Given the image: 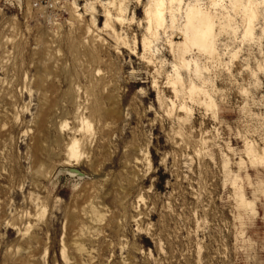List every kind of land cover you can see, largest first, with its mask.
Returning a JSON list of instances; mask_svg holds the SVG:
<instances>
[{"label": "rangeland", "instance_id": "obj_1", "mask_svg": "<svg viewBox=\"0 0 264 264\" xmlns=\"http://www.w3.org/2000/svg\"><path fill=\"white\" fill-rule=\"evenodd\" d=\"M110 2L0 0V264H264V0H181L150 52L147 0L128 49ZM195 5L214 51L184 65Z\"/></svg>", "mask_w": 264, "mask_h": 264}, {"label": "bare ground", "instance_id": "obj_2", "mask_svg": "<svg viewBox=\"0 0 264 264\" xmlns=\"http://www.w3.org/2000/svg\"><path fill=\"white\" fill-rule=\"evenodd\" d=\"M96 1L100 3L103 2V0H96ZM130 1L132 0H111V2L108 4V7L107 8L104 7L106 20L104 23L103 30L112 32L115 39L117 40L118 45H122V49H128L127 47H129V44L126 38H123L122 34L119 33L118 28H122L123 30L129 24L126 19V13L128 11V3ZM134 1L137 2L138 4H141L143 3L144 0H134ZM198 5L189 6L184 16L185 27L181 33V36L184 38L183 40L184 42L183 44L179 45V50H178L180 55L179 60H182L184 62V65H187L185 57H187V55L191 52L192 48L197 47L199 50L204 51L205 53L208 54H212L214 51L213 39L215 34H214L213 21L210 18L206 17V15H204V13L200 10ZM217 5L218 4H215L214 6L216 7ZM253 5L254 3L250 2V4H248V6H246L243 10L245 17V25L247 28L246 37L251 35L253 31V23L256 18ZM180 6H181V0H147V4L144 8L145 23L143 24L145 27L146 34L141 44V47H143L144 51L150 52L152 45L151 39L156 37L158 35V32H162L163 29H166L168 14L173 15L174 13L179 12ZM229 25L230 22L228 23L227 26ZM134 51L135 50L132 49L133 53ZM180 68L181 66L178 65L175 66L174 72L176 78L172 77L173 79L171 80L170 83L171 84L170 87L174 89L177 95L179 94L180 91L177 88V85L181 81V75L179 74ZM195 91L196 88L191 87L190 92L193 93ZM90 128H91L90 124H87V127L86 129L84 128V131L85 132L89 131ZM80 148L81 146L79 140H74L70 145H68L67 162L69 164L66 165L75 166L81 164L80 162L83 157V154ZM62 252L64 253V249Z\"/></svg>", "mask_w": 264, "mask_h": 264}]
</instances>
